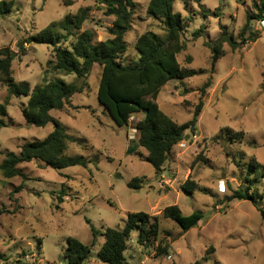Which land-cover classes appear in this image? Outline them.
Returning a JSON list of instances; mask_svg holds the SVG:
<instances>
[{
	"label": "rangeland",
	"instance_id": "rangeland-1",
	"mask_svg": "<svg viewBox=\"0 0 264 264\" xmlns=\"http://www.w3.org/2000/svg\"><path fill=\"white\" fill-rule=\"evenodd\" d=\"M0 1L12 2L11 11L0 16V49L17 52L18 42L79 8H89L82 30L92 31L95 42L111 38L107 27L113 17L105 16L92 0H71L69 7L61 0ZM136 2L132 29L125 36L127 51L121 56L126 66L138 62L134 43L139 35L146 31L162 34L157 22L146 14L149 0ZM173 7L186 29V49L178 61L205 73L169 81L159 92L158 104L173 121L183 124L192 118L200 100L199 89L210 78L195 131L186 133L187 139L173 148L156 174L136 141L134 124L142 116L131 117L125 128L116 125L97 100L101 66L94 65L89 87L75 94L63 110L51 111L76 140L69 143L67 154L87 158V167L55 170L39 161L21 163L18 167L24 169L27 180L4 179L0 172V209L7 211L0 214V264H67L63 255L68 238L91 244L89 225L100 233L107 228L121 229L128 213L154 216L171 205H177L183 216L200 210L203 217L196 227L183 232L175 222L160 216V228L168 234L161 233L160 238L169 245L168 255L157 256L152 249L142 248L134 234L124 253L127 264H264L260 211L250 201L226 202L250 161L262 166L254 187L264 195V22L252 21L250 29L259 36L254 42L235 50L224 44V54L212 69L205 43L217 39L223 30L238 38L246 13H257L254 0H175ZM199 28L204 31L196 37ZM73 40L69 37L62 46ZM24 46L26 54L18 55L12 64L15 81L34 87L58 77L67 82L75 79L47 67L52 59L49 45L33 42ZM6 94L0 85V103ZM27 101L24 96L11 97L6 107L8 123L0 129L2 155L18 153L23 143L42 140L54 130L53 123L35 127L25 122L21 108ZM134 177L142 180L141 188L127 187ZM187 179L197 184L190 194L181 189ZM21 184L23 189L14 192ZM261 203L264 211V201ZM104 238L98 235L92 255L83 264H102L96 254Z\"/></svg>",
	"mask_w": 264,
	"mask_h": 264
},
{
	"label": "trees",
	"instance_id": "trees-1",
	"mask_svg": "<svg viewBox=\"0 0 264 264\" xmlns=\"http://www.w3.org/2000/svg\"><path fill=\"white\" fill-rule=\"evenodd\" d=\"M92 1L99 5L105 16L113 17L112 23L107 27L111 38L95 42L92 31L82 30L83 22L89 16V8H79L75 14L68 13L62 21L52 22L38 34L30 36L24 42H18L17 52L8 47L0 49V85L7 91L4 102L0 103V129L7 126L6 107L11 97L21 96L28 98L21 108L22 116L28 125H54V130L44 139L23 143L18 153L6 152L3 156L0 152L3 156L0 172L4 179L21 177L27 180L24 169L18 165L31 161L42 162L46 167L55 170L71 166L87 167V158L78 154H67L69 143L76 140L52 117L51 111L63 110L75 94L83 93L89 87L88 78L96 64L101 66L97 88L99 104L119 127H127L130 118L135 115L142 116L134 124L137 131L136 141L146 152L145 162L153 167L156 174L162 171L173 148L187 139L186 133L195 131L197 118L203 107V97L211 83L210 78L199 89L200 100L189 121L177 124L161 111L158 104L159 92L169 81L184 80L205 73V70L183 67L178 61V55L186 49L183 40L186 29L180 14L174 12L175 0H149L146 14L157 22L162 34L146 31L136 38L134 48L139 58L132 66L123 65L121 56L127 51L125 36L132 29L137 9L136 0ZM193 1L200 3L202 0ZM61 3L66 7L72 5L71 0H61ZM11 5L12 2L0 1V16L8 14ZM254 7L257 13H246L238 38L223 30L217 39L205 43L211 53L212 69L224 54V44L235 50L259 37L250 28L254 20L264 22V0H258V3L254 0ZM58 28L64 33L57 31ZM203 31V28H199L194 32V36H201ZM69 37L74 40L70 41L68 46H62L63 42H68ZM33 42L52 48V59L46 62L50 70L64 76L74 75L75 79L67 82L58 77L34 87L26 81H15L12 76L13 61L18 55L26 54L25 44ZM248 164L247 168L243 166L244 175L240 179V185L226 202L234 199L250 201L264 218L261 206L264 195L254 187L255 182L261 178L262 166L256 161H250ZM141 182L140 178L134 177L127 183V187L139 189ZM21 189L23 184L16 187L14 192ZM181 189L190 194L197 189V184L187 179ZM5 212L7 211L0 209V214ZM160 216L175 222L183 232H187L198 225L203 213L196 210L183 216L177 205H171L165 207L161 214L154 216L145 212L128 213L121 229L107 228L104 233H100L89 225L92 233L91 244L68 238L63 257L67 264H83L92 255V247L98 235H101L105 238L96 254L98 261L102 264H127L124 253L134 234L137 244L142 248L152 249L157 256L168 255L169 245L163 243L160 238L161 233L168 235L160 228Z\"/></svg>",
	"mask_w": 264,
	"mask_h": 264
},
{
	"label": "built area",
	"instance_id": "built-area-1",
	"mask_svg": "<svg viewBox=\"0 0 264 264\" xmlns=\"http://www.w3.org/2000/svg\"><path fill=\"white\" fill-rule=\"evenodd\" d=\"M195 137V136H194Z\"/></svg>",
	"mask_w": 264,
	"mask_h": 264
}]
</instances>
